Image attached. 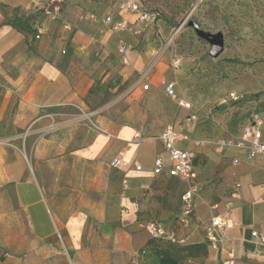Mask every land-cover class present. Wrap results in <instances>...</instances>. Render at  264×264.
Returning <instances> with one entry per match:
<instances>
[{
    "label": "crops",
    "instance_id": "crops-1",
    "mask_svg": "<svg viewBox=\"0 0 264 264\" xmlns=\"http://www.w3.org/2000/svg\"><path fill=\"white\" fill-rule=\"evenodd\" d=\"M34 1L0 0V264H147L146 255L132 261L133 252L151 239L141 222L159 219L187 235L188 242L206 243L214 202L230 205L227 237L238 261L264 264V247L251 236L254 230L264 231V158L249 161L237 149L218 153L212 145L198 148L201 191L193 228L178 229L180 212L172 221L139 215L137 190L170 179L185 185L184 192L188 183L167 170L155 175L156 156L167 159V153L158 140L137 141L134 135L156 136L166 125L179 126L185 114L166 96L156 74L149 90L134 86L147 60L127 43L131 66L122 63L120 40L133 34L113 32L101 19L115 5L93 20L102 23L104 32L95 40L87 35L88 28L67 20L64 0L60 20L45 19L47 32L36 40L9 23L14 7ZM126 19L134 25L133 16ZM139 27L140 37L154 28ZM113 45L118 65L104 78L128 72L121 84L131 83L119 102L102 104L90 90L102 68L114 62ZM254 112H246L240 133L227 138H240ZM203 124L188 129L189 134L209 139L202 134ZM236 156L242 160L233 165ZM114 158L129 165L114 169ZM134 163L143 170L137 171ZM119 178L120 191L115 188ZM126 179L130 189L124 193ZM235 181L242 185L238 192ZM141 183L148 189H141ZM208 251L209 261L216 263L217 252Z\"/></svg>",
    "mask_w": 264,
    "mask_h": 264
},
{
    "label": "rangeland",
    "instance_id": "rangeland-1",
    "mask_svg": "<svg viewBox=\"0 0 264 264\" xmlns=\"http://www.w3.org/2000/svg\"><path fill=\"white\" fill-rule=\"evenodd\" d=\"M118 0H66L67 20L88 28L92 38L100 39V19ZM159 13L158 26L147 31V35L126 36L123 39L135 52L146 57L144 70L152 60L159 59L153 74L162 78H174L177 92L192 103L193 110L207 117L202 134L211 140L227 138L240 133L246 122V112L256 110L264 115V0H146ZM46 0H37L26 7L18 5L13 10L24 15L42 6ZM206 33L219 34L223 38V51L214 57L210 42L202 38L197 29ZM160 29V34H155ZM177 34L173 42L169 41ZM155 50L154 55L151 49ZM113 63L106 64L96 76L92 93L100 96V103L121 100L127 85L121 84L120 74L113 75L117 81L105 80V75L118 65L119 54L113 45ZM149 54V55H148ZM156 55V56H155ZM180 58L182 65L175 71L172 59ZM235 92L245 96L240 103H224ZM182 113L187 112L182 109ZM115 188L120 191L121 179ZM185 185L176 180L158 182L147 191L137 190L140 214L152 218L172 221L181 212L180 196ZM205 191L202 190V192ZM103 226L97 224V231ZM185 246L154 244L145 256L147 264H159L156 250H168L177 257L179 264H213L209 251L189 250ZM67 253V250H66Z\"/></svg>",
    "mask_w": 264,
    "mask_h": 264
},
{
    "label": "built area",
    "instance_id": "built-area-1",
    "mask_svg": "<svg viewBox=\"0 0 264 264\" xmlns=\"http://www.w3.org/2000/svg\"><path fill=\"white\" fill-rule=\"evenodd\" d=\"M63 2L64 0H46L43 4L46 14L45 19H49L51 22H58L60 20ZM27 9L33 11L30 7ZM128 15L134 17L133 26L126 19ZM116 16L119 17L116 18ZM92 19L97 20L98 18L92 15ZM101 19L113 32L130 31L136 36H139L142 32L139 25L152 26L154 28L158 26V14L154 11L145 9L142 6V0H118L115 3L114 11L107 13ZM68 28L71 29L70 27ZM46 32L47 28L44 22L38 24L34 39L39 40ZM177 32L178 30H176L174 36L169 41V45L173 42ZM160 33V29L155 32V34ZM128 49L129 46L127 42L121 39L119 43L121 61L125 66L130 67L131 62L127 55ZM63 52L66 51L63 50ZM151 53L154 55V48L151 49ZM158 62L159 59H154L144 70L140 71L134 86L141 85L143 90H149L151 87L150 79ZM171 64L173 69L177 71L180 69L182 61L180 58H173ZM120 77L121 80H126L129 74L125 72ZM111 79L113 80V78ZM113 81L115 85H118L116 80ZM160 85L166 96L187 113L180 121V127L174 124L166 125L156 136H144L142 133L137 132L134 135V139L137 141L156 139L162 144L164 151L167 153V159L162 155L156 156L153 165V173L155 175H161L167 170L169 176L188 183L187 189L181 195L182 207L177 217V227L178 229L189 231L194 226L196 197L201 191L197 183V149L212 145L218 153H223L228 149H237L243 152V158L245 160L250 161L257 157L264 158V142L262 140L263 118L258 111L254 112L251 116V122L244 127L243 134L240 138H218L216 140H210L194 137L189 134L188 129L203 124L207 121V117L203 116L198 111H194L192 103L178 95L176 82L174 80L163 78L160 81ZM240 99L241 96L232 92L229 98L224 100V103H239ZM241 160V157L236 156L233 158L232 164L237 165ZM128 165V162L122 158H114L110 163V166L114 169H119ZM134 167L137 171L143 170V166L140 163H134ZM241 186L239 181H235L233 185L234 192H238ZM140 188L146 190L148 186L141 183ZM129 189L130 183L126 179L122 182V190L125 193ZM135 208L137 211L140 210L139 202L136 203ZM211 209L214 213L206 226L205 232L209 249L217 252L218 255L217 262L213 264H245L238 261L234 248L228 243L227 229L230 227L231 222L229 203L223 204L221 202H214L211 204ZM124 211L129 213L128 208H125ZM139 226L147 232L151 239H158L180 246H185L189 243L187 235L181 234L176 228L168 226L162 220L153 219L144 221L141 222ZM251 236L256 240L258 245L264 247V231L254 230ZM147 253L148 250L146 248L134 251L132 254V261L138 262Z\"/></svg>",
    "mask_w": 264,
    "mask_h": 264
},
{
    "label": "trees",
    "instance_id": "trees-1",
    "mask_svg": "<svg viewBox=\"0 0 264 264\" xmlns=\"http://www.w3.org/2000/svg\"><path fill=\"white\" fill-rule=\"evenodd\" d=\"M142 6L150 11H154L158 14V22H159V13L151 8L146 0H142ZM46 18L45 14V8L44 6H40L36 9H34L31 12H27L24 15H21L19 12L15 11L13 12L12 18L9 20V23L12 27L16 28L17 30L24 31L28 35L33 36L35 35L37 25L41 24L44 22ZM117 86V85H115ZM92 90H90L91 93ZM246 100L245 96H242L240 99V102ZM239 102V103H240ZM160 243H165L170 246H180V245H175L166 241L158 240V239H150L149 243L146 246V249L148 250L150 246H153L154 244H160ZM204 249L205 252L208 250V243H196L193 245L188 246L189 250H196V249ZM157 256L159 257V262L160 264H179V260L177 257H174L168 250L160 248L159 250H156Z\"/></svg>",
    "mask_w": 264,
    "mask_h": 264
},
{
    "label": "water",
    "instance_id": "water-1",
    "mask_svg": "<svg viewBox=\"0 0 264 264\" xmlns=\"http://www.w3.org/2000/svg\"><path fill=\"white\" fill-rule=\"evenodd\" d=\"M198 34L208 40L212 46L211 49V54L214 57H217L222 51H223V38L221 35L219 34H210V33H206L202 30H200L199 28L197 29Z\"/></svg>",
    "mask_w": 264,
    "mask_h": 264
}]
</instances>
